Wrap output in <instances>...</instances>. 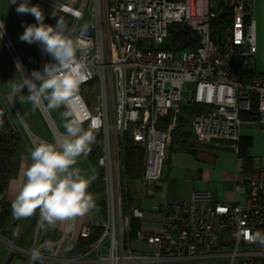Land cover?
Returning <instances> with one entry per match:
<instances>
[{
	"label": "built area",
	"instance_id": "1",
	"mask_svg": "<svg viewBox=\"0 0 264 264\" xmlns=\"http://www.w3.org/2000/svg\"><path fill=\"white\" fill-rule=\"evenodd\" d=\"M40 1L73 17L66 30L70 37H79L87 25L77 53L87 75L80 86L78 114L85 130L95 122L93 131L102 134L94 176L106 184L111 213L101 225L102 237L92 245L101 249L109 242L108 254L98 262L209 264L226 258L227 264H264V245L252 239L257 232L264 235V169L236 175L233 195L225 200L216 199L210 190L196 189L184 201L155 205L154 210L161 214L157 228L145 227L151 215L136 208L134 215L142 220L137 238L147 243L150 253L125 248L129 216L123 212L121 173L124 140L129 136L146 154L142 180L147 192L157 194L167 143L185 103L197 108L191 121L203 146L232 140L230 147L238 156L241 113L252 111L254 102L256 121L264 130V75L246 81L241 74L251 70L257 53L255 0H220L218 8L217 0ZM0 25L5 47L12 53L14 45L1 20ZM181 29L191 33L195 46L179 51L166 48ZM35 46L43 72L46 64L55 61L42 51V44L36 42ZM13 60L22 77H32L18 54ZM94 83L97 93L84 94L83 89ZM40 109L55 144L66 133L59 130L46 104ZM169 115L174 119L160 127ZM23 129L34 147L47 141L31 132L13 95L7 100L0 94V184L13 169ZM75 219H70V231ZM93 230L87 225L81 236L87 239ZM111 258L117 262H110Z\"/></svg>",
	"mask_w": 264,
	"mask_h": 264
},
{
	"label": "clouds",
	"instance_id": "2",
	"mask_svg": "<svg viewBox=\"0 0 264 264\" xmlns=\"http://www.w3.org/2000/svg\"><path fill=\"white\" fill-rule=\"evenodd\" d=\"M15 3V0H13ZM18 14H31L37 23L24 27L21 41L29 44L39 42L42 51L49 54L55 63L44 66L43 72L33 71L31 78H24L14 91L25 86L29 90L26 99L33 109L47 102L49 110L59 109L66 135L55 144L41 142L30 152L31 163L22 173L23 183L11 208L13 218L27 219L39 212V225L42 229H52L57 222L84 216L95 208V198L88 191L95 176H87L76 167L77 159L86 157L95 141L93 129L95 122L85 130L84 120L78 114L81 98L80 86L87 79L85 65L78 58L81 50V38L86 34L87 25L80 31V36L70 37L61 18L55 26L44 23L43 10L38 5H30L29 0H21L17 6ZM56 15L55 10L52 13ZM3 25H0V29ZM3 33L0 32V38ZM46 229V230H47ZM18 231L14 235H18ZM264 245V235L257 232L253 237ZM51 241H45L39 248H33V260L41 257L42 250L51 251Z\"/></svg>",
	"mask_w": 264,
	"mask_h": 264
},
{
	"label": "rangeland",
	"instance_id": "3",
	"mask_svg": "<svg viewBox=\"0 0 264 264\" xmlns=\"http://www.w3.org/2000/svg\"><path fill=\"white\" fill-rule=\"evenodd\" d=\"M256 6L254 8V18L257 23L256 38H257V53L256 58L251 61V69L259 73H264V0H255ZM21 0H0V20L6 24L7 33L14 42L15 48L19 52L21 59L32 75L33 71L41 72V59L34 46V43L29 44L19 39L23 33L17 26L20 23L29 24L37 23L35 17L31 14H22L23 19L17 18V6ZM30 5H38L44 13L45 24H57L61 18L66 28L70 27L73 23V18L65 13L55 10L51 6L42 4L36 0H29ZM220 5V0L216 1V7ZM55 10L56 15L52 13ZM106 9L103 6V17H105ZM172 39V38H171ZM170 39V41H171ZM23 81V77L17 73L16 68L12 62V57L8 49H6L3 38H0V94L5 99L9 100V96L13 95V99L23 115L29 128L39 136L47 141L54 143L55 139L51 135L49 124L45 119L40 107L35 110L32 104L26 99L29 95V90L24 89L19 92L14 91V86ZM97 85L94 83L83 89L84 94L92 95L97 93ZM47 105V102H45ZM201 109V108H200ZM49 110V109H48ZM65 108L61 106L59 109L49 110L55 123L60 131L65 133L61 113ZM184 115L182 110L177 116L176 132L180 129V133L173 136L170 134L169 141L166 147V158L163 165V172L161 179L156 183L157 194L151 196L148 194V187L141 179L139 181L123 183L122 195L126 187L130 192L136 195V198L142 202L143 207L152 209L157 204H163L167 201H184L189 198L195 188L203 186L202 171L205 166H212L221 171L220 178L213 181L210 190L213 192L217 199L224 200L233 195L235 189L236 175L244 176L248 172H254L264 169V130L261 124L254 121H242L241 123V136L252 138V144L248 146L246 155L240 159L230 145L234 142L232 140H223L220 146H203L196 138L194 127L181 120ZM190 117V115L188 116ZM174 116L171 115V121ZM167 122L166 124L170 123ZM184 133V134H183ZM187 141V142H185ZM192 149L196 150V154L192 153ZM88 156V155H87ZM82 156V165L88 157ZM210 156L214 164L206 162L198 157ZM88 160V159H87ZM93 168H96V159L91 160ZM126 181V180H125ZM137 192V193H136ZM107 214L110 218L107 201L108 193L105 186V196L103 197ZM119 216V214H117ZM119 218V217H118ZM145 251L150 253V249L145 245ZM133 253L138 250L135 243L129 246ZM109 264V263H107ZM209 264H227L226 258L211 260Z\"/></svg>",
	"mask_w": 264,
	"mask_h": 264
},
{
	"label": "crops",
	"instance_id": "4",
	"mask_svg": "<svg viewBox=\"0 0 264 264\" xmlns=\"http://www.w3.org/2000/svg\"><path fill=\"white\" fill-rule=\"evenodd\" d=\"M36 1L51 6L55 10H59L52 5L44 3L43 1ZM59 11L65 13L61 10ZM17 18L23 19L22 14H17ZM24 23L26 26L27 22ZM3 24L7 33L6 24ZM50 25L55 26L56 24L52 23ZM17 26H19L18 28L22 32H24L23 23H20ZM71 26L68 28L65 27L66 30L70 29ZM7 35L14 45L13 40L9 36V33H7ZM14 49L19 55V52L15 48V45ZM10 54L16 71L20 76V70L13 60V54L11 52ZM31 132L35 134L32 130ZM50 132L55 139L51 129ZM35 135L39 136L38 134ZM32 149H34V145L31 142L26 131L23 129L22 140L16 153L13 169L6 181L4 191L0 192V264H101L98 262V259L100 256L108 254L107 246H109V242H106L101 249H96L92 246L89 247L87 243L88 239H85L81 236V233L85 226L91 225L93 229L100 228L102 223L109 219L107 211L105 212L102 210L98 197L95 194L96 186L94 184V181L89 186L88 191L92 193L95 198V208L84 216L76 217L74 229L72 231H70V220L57 222L56 226L52 229H47L46 225L45 228L42 229L38 223L40 219L38 211L34 216L27 219L17 220L13 218L11 204L15 199L20 187L22 186L23 170L31 163L30 152ZM206 158L212 159L210 156H207ZM87 159L83 161L82 165V156L79 157L75 166L80 168L83 174L87 176H94V168L91 163L92 161L90 158ZM212 164H214V161ZM220 176L221 171L218 170V168L216 169L212 166H205V169L202 171V181L204 184L200 188H195L194 190H210L213 181L220 178ZM213 195L217 199V196L214 193ZM134 196L136 200V206L146 210L148 214L151 215V219L145 221L143 225L145 227L157 228L161 221L160 212L154 210V206L152 207V209L143 207L139 197L136 198V195ZM2 213H5L4 218H1ZM17 231L19 234L14 235V232ZM47 239H50L54 247L50 252L42 250L41 257L39 259L33 260L31 257L33 248H39V246L43 244ZM145 245H147V243L136 241L135 246L138 249L136 251L144 252L146 248ZM147 247L149 248L148 245Z\"/></svg>",
	"mask_w": 264,
	"mask_h": 264
},
{
	"label": "trees",
	"instance_id": "5",
	"mask_svg": "<svg viewBox=\"0 0 264 264\" xmlns=\"http://www.w3.org/2000/svg\"><path fill=\"white\" fill-rule=\"evenodd\" d=\"M218 22V21H215ZM195 45L191 44V33L186 29L179 30L178 33L174 34L171 41L166 45V48L172 50H183L186 48L194 47ZM241 63H239V67H241ZM239 72V70H237ZM241 74L246 81H250L253 77L257 75H264V73H259L254 69L251 70H242ZM257 103L254 102L253 110L250 112H242L241 118L244 121H254L257 116ZM197 110L195 105L185 103L182 107V112L184 115L181 116V120H184L187 124L192 125L191 117L193 112ZM190 115V117H188ZM171 121V115L162 120V123L159 124L160 127L165 126L167 122ZM180 129L176 132L172 133L173 136L177 133H180ZM184 134V133H183ZM95 141L90 145L91 151L88 153V156L91 160L96 159L97 156L102 151V134L100 132L94 131ZM181 135V133H180ZM187 142V141H185ZM252 144V138L250 137H241L239 141V155L238 157L242 159L246 155V151L249 145ZM20 145V144H19ZM17 147V151L19 148ZM17 153V152H16ZM192 153L196 154V150L192 149ZM146 162V154L143 149L136 146L133 141L129 138V136L125 137L123 151H122V159H121V173L123 177V183L127 182V186L129 182L139 181L142 179L143 170ZM11 172L6 173L2 178V183L0 184V192L4 191L6 181ZM126 180V181H125ZM94 184L96 186L95 194L98 197L100 205L103 211H107L105 206V202L103 197L105 196V182L102 179L94 180ZM123 197V212L124 215L129 216V228L125 234V248L130 249L129 246L131 244L138 241L137 233L141 229L142 220L134 215V210L138 208L136 206V200L134 194H132L128 187H126ZM6 207V205H5ZM140 208V207H139ZM5 211V210H4ZM1 218L5 217V213L1 215ZM104 229L96 228L93 230V233L87 238L88 246L91 247L95 244L103 235Z\"/></svg>",
	"mask_w": 264,
	"mask_h": 264
},
{
	"label": "water",
	"instance_id": "6",
	"mask_svg": "<svg viewBox=\"0 0 264 264\" xmlns=\"http://www.w3.org/2000/svg\"><path fill=\"white\" fill-rule=\"evenodd\" d=\"M6 40H8V37L5 38ZM12 54L13 55H17V52L15 49H12ZM203 160H205L206 162H209V163H213V160L212 159H208V158H205V157H201Z\"/></svg>",
	"mask_w": 264,
	"mask_h": 264
},
{
	"label": "bare ground",
	"instance_id": "7",
	"mask_svg": "<svg viewBox=\"0 0 264 264\" xmlns=\"http://www.w3.org/2000/svg\"><path fill=\"white\" fill-rule=\"evenodd\" d=\"M48 113V112H47ZM62 137H60V139H61ZM110 262H112V263H116L117 262V259L116 258H111L110 259Z\"/></svg>",
	"mask_w": 264,
	"mask_h": 264
},
{
	"label": "flooded vegetation",
	"instance_id": "8",
	"mask_svg": "<svg viewBox=\"0 0 264 264\" xmlns=\"http://www.w3.org/2000/svg\"><path fill=\"white\" fill-rule=\"evenodd\" d=\"M198 157H200V158H201L202 156H198Z\"/></svg>",
	"mask_w": 264,
	"mask_h": 264
}]
</instances>
